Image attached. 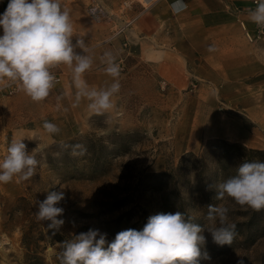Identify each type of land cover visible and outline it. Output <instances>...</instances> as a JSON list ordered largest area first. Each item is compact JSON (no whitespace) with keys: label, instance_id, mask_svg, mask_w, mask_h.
Wrapping results in <instances>:
<instances>
[{"label":"rangeland","instance_id":"374dc122","mask_svg":"<svg viewBox=\"0 0 264 264\" xmlns=\"http://www.w3.org/2000/svg\"><path fill=\"white\" fill-rule=\"evenodd\" d=\"M97 1L62 0L93 58L84 74L89 86L112 82L103 70L105 51H112L121 65V90L112 110L91 114L83 100L73 107L72 72L63 65L53 69L60 80L44 101L33 102L18 89L0 96V158L20 136H26L29 152L39 151L29 181L0 184V264H59L58 246L72 234L99 229L111 241L122 230L141 229L157 213L180 211L206 224L207 205L219 203L230 207L238 235L232 245L218 246L205 231L211 259L201 264H238L241 259L264 264V210L217 201L214 188L206 190L224 180L217 157L224 149L210 147L212 140L246 148L227 149L233 157L231 175L238 160L255 155L248 149L264 150V84L256 83L254 74L230 77L208 68L192 76L181 62L178 76L160 75L134 55L127 37L145 7L138 0ZM91 5L101 9L98 14H89ZM252 33L247 39L259 54L264 31L257 27ZM44 120L55 123L60 133L50 137ZM58 190L65 192L64 224L55 235L46 234V222L35 220L34 201Z\"/></svg>","mask_w":264,"mask_h":264},{"label":"clouds","instance_id":"9594fccd","mask_svg":"<svg viewBox=\"0 0 264 264\" xmlns=\"http://www.w3.org/2000/svg\"><path fill=\"white\" fill-rule=\"evenodd\" d=\"M184 7V0L171 3L174 13ZM248 19L264 31V0H255V7L248 10ZM87 51L62 0H7L0 13V89L18 85L19 91L39 103L49 97L57 83L53 69L63 65L71 69L76 89L72 106L83 100L91 114L107 113L114 108L113 98L121 90V65L112 51H105L101 58L103 70L112 82L106 87H90L84 74L92 68L93 58ZM42 127L50 137L61 131L48 120L43 121ZM25 137L13 139L0 158V184L29 181L35 175L39 151L29 152ZM212 188L217 201L230 199L242 208L264 210V161H243L235 174L206 190ZM63 201V190L48 191L42 201H34L35 220L46 222V234L60 232L64 224ZM229 213L230 207L225 203L208 204L206 224L195 223V216L186 218L180 211L157 213L149 216L141 229L122 230L111 241L107 233L89 229L63 240L55 255L59 264H201V260L211 259L205 231L218 246L232 245L238 235ZM238 264L244 261L241 259Z\"/></svg>","mask_w":264,"mask_h":264},{"label":"crops","instance_id":"0c3cea01","mask_svg":"<svg viewBox=\"0 0 264 264\" xmlns=\"http://www.w3.org/2000/svg\"><path fill=\"white\" fill-rule=\"evenodd\" d=\"M172 2L156 0L138 11L137 28L127 37L140 61L164 76H178L181 62L192 76L208 68L230 77L254 74L258 76L256 83L264 84V50L258 54L247 37L257 28L248 19L255 0H184L185 7L179 13L172 11ZM6 5L7 0H0V13ZM110 82L96 81L94 86L106 87Z\"/></svg>","mask_w":264,"mask_h":264},{"label":"trees","instance_id":"16d2710c","mask_svg":"<svg viewBox=\"0 0 264 264\" xmlns=\"http://www.w3.org/2000/svg\"><path fill=\"white\" fill-rule=\"evenodd\" d=\"M210 147L216 148V147H223V151L222 153H220L217 157L220 159V169L223 171L222 175L224 176V179L228 178L229 176H231V169L230 165L232 164V155L229 154V150L230 148H237V149H244L246 150V148H244L241 144L239 143H229L226 142L225 140L222 139H214L209 143ZM248 151L252 154H255L252 158L247 156L244 157L242 156V159L244 160H238L237 161V165H239L240 163H242L243 161L247 160V161H252V159H257L259 161H264V150H259V149H248ZM193 156V155H192ZM202 156H201V160H202ZM204 162V160H203ZM201 164L202 161H201ZM233 164H236L235 162H233ZM205 165V164H204ZM236 169H233L232 173L235 174ZM58 241H62V240H58Z\"/></svg>","mask_w":264,"mask_h":264},{"label":"built area","instance_id":"2783aa9c","mask_svg":"<svg viewBox=\"0 0 264 264\" xmlns=\"http://www.w3.org/2000/svg\"><path fill=\"white\" fill-rule=\"evenodd\" d=\"M98 11L99 10L96 6L91 5L88 7L89 14H91L93 16L98 14ZM55 76H56V80L59 81L60 76H58V75H55ZM17 89H18V85H10L8 87L0 89V96H2V95L3 96H10V95L14 94L17 91Z\"/></svg>","mask_w":264,"mask_h":264},{"label":"bare ground","instance_id":"6f19581e","mask_svg":"<svg viewBox=\"0 0 264 264\" xmlns=\"http://www.w3.org/2000/svg\"><path fill=\"white\" fill-rule=\"evenodd\" d=\"M144 7L153 4L156 0H138Z\"/></svg>","mask_w":264,"mask_h":264}]
</instances>
